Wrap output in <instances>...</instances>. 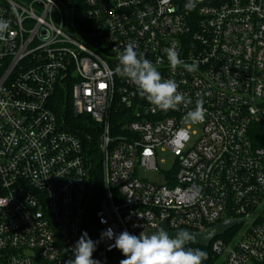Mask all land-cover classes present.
Masks as SVG:
<instances>
[{
  "label": "built area",
  "instance_id": "1",
  "mask_svg": "<svg viewBox=\"0 0 264 264\" xmlns=\"http://www.w3.org/2000/svg\"><path fill=\"white\" fill-rule=\"evenodd\" d=\"M186 3L0 0V264H65L85 231L100 241L93 259L119 264L114 240H100L109 227L203 234L229 220L239 223L199 246L202 264H264V0ZM130 42L190 104L161 111L116 73ZM170 47L197 70H172ZM61 92L98 128V184L55 111Z\"/></svg>",
  "mask_w": 264,
  "mask_h": 264
},
{
  "label": "clouds",
  "instance_id": "2",
  "mask_svg": "<svg viewBox=\"0 0 264 264\" xmlns=\"http://www.w3.org/2000/svg\"><path fill=\"white\" fill-rule=\"evenodd\" d=\"M186 11H193L197 7V0H187L184 5ZM9 23L0 19V39L8 31ZM167 59L172 70L183 65L188 72H195L197 62L186 64L179 58V53L174 47L165 49ZM121 77L127 78L135 85L138 94L150 104L161 111L176 110L180 105L191 103V99L178 92V84L171 79L162 78L160 71L152 61L138 54L133 43H128L119 54V63L115 69ZM203 101L198 100L194 110L187 112L186 119L192 123H200L205 119ZM101 223H107L101 219ZM194 239L187 231H179L175 236H170L168 231L160 228L157 231H142L138 235L131 234L127 230L116 234L112 228L101 233L100 240H114L108 245V250L113 248L121 251L123 256L119 264H202L207 259V253L199 248H186L185 245ZM100 241H94L88 233L82 232L73 248V257L65 261V264H101L93 259Z\"/></svg>",
  "mask_w": 264,
  "mask_h": 264
},
{
  "label": "trees",
  "instance_id": "3",
  "mask_svg": "<svg viewBox=\"0 0 264 264\" xmlns=\"http://www.w3.org/2000/svg\"><path fill=\"white\" fill-rule=\"evenodd\" d=\"M65 94L66 93L61 92L56 98V104L54 105L55 111L61 120L64 121L66 127L82 138L93 166L94 182L95 184H98L100 181V156L96 139L93 137L89 139V135L94 136V134L98 131V128L89 120L87 116H75L73 114ZM185 247L200 248L197 245H189ZM117 256V253L111 254L108 256V262L112 263V260H117Z\"/></svg>",
  "mask_w": 264,
  "mask_h": 264
},
{
  "label": "water",
  "instance_id": "4",
  "mask_svg": "<svg viewBox=\"0 0 264 264\" xmlns=\"http://www.w3.org/2000/svg\"><path fill=\"white\" fill-rule=\"evenodd\" d=\"M238 223H239L238 221L229 220V221H226V222H224L222 224H219V225L209 229L207 232H205L203 234H199V233L183 230V231L189 232L194 237V239L191 242H189L188 244H186L185 246H189V245H198V246H202V247L207 246L216 237H218L221 234L225 233L227 230H229L230 228H232L233 226H235ZM162 228H164L165 231H168L170 236L174 237L175 233H177V232H171L167 228L166 222L163 223ZM148 233L151 234V232H148Z\"/></svg>",
  "mask_w": 264,
  "mask_h": 264
},
{
  "label": "rangeland",
  "instance_id": "5",
  "mask_svg": "<svg viewBox=\"0 0 264 264\" xmlns=\"http://www.w3.org/2000/svg\"><path fill=\"white\" fill-rule=\"evenodd\" d=\"M160 159L165 160V163L161 164V168L163 170L171 169L175 163V157H173L169 152L160 154ZM146 175L150 180H156L157 179V176L152 174V173H149Z\"/></svg>",
  "mask_w": 264,
  "mask_h": 264
}]
</instances>
